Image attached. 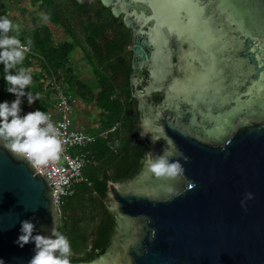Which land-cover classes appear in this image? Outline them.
Returning <instances> with one entry per match:
<instances>
[{
    "label": "water",
    "instance_id": "1",
    "mask_svg": "<svg viewBox=\"0 0 264 264\" xmlns=\"http://www.w3.org/2000/svg\"><path fill=\"white\" fill-rule=\"evenodd\" d=\"M133 29L132 95L157 131L153 155L167 148L183 171L157 175L143 165L132 180L108 182L117 227L103 264H264V0H101ZM146 30V33H144ZM180 54L179 77L164 100L148 96ZM145 63L155 66L146 93ZM168 72V71H167ZM137 75V76H136ZM131 114L135 117L133 105ZM179 153L190 159L184 161ZM251 193L249 198L248 194ZM58 228L50 179L0 144V257L28 264L21 221Z\"/></svg>",
    "mask_w": 264,
    "mask_h": 264
},
{
    "label": "trees",
    "instance_id": "2",
    "mask_svg": "<svg viewBox=\"0 0 264 264\" xmlns=\"http://www.w3.org/2000/svg\"><path fill=\"white\" fill-rule=\"evenodd\" d=\"M36 1L42 6L40 9L43 11L40 12L44 23L28 28V21L9 35H15L25 44L31 41L23 66L31 68L35 61H39L48 86L43 90L41 82L36 85L35 81L40 78L32 72L29 90L33 95L38 93L40 98L29 105L25 96L22 107L27 111L40 108L47 113L52 112L56 108L57 84L73 100H81L91 107L88 110L90 118L97 117L93 121L94 129H97L92 133H103L87 146L72 150L73 154L86 153L91 161L83 170L86 180L74 185L73 192L63 197L59 205L58 229L71 242L72 264L89 263L106 252L117 227V220L106 204L108 182H125L138 175L143 169L142 160L152 146V139L141 135L143 131L135 125L130 112L133 99L130 89L131 51L127 48L129 40L124 24H117V18L110 9L98 0L100 6L93 12L98 21L85 25L83 38L90 47L87 49L74 30L67 26L64 7L57 6L54 0ZM90 1L64 0L80 11H87ZM11 3L10 0H0V16L13 20L16 17ZM103 12L107 14L106 18H103ZM60 28L69 41L56 43L54 30ZM77 52L82 54L81 60L87 61L93 82L84 81L81 77L83 72L78 70L77 73L72 65L71 58ZM3 76L4 66L0 64V101L14 100L16 96L7 91ZM160 98L157 96L156 99Z\"/></svg>",
    "mask_w": 264,
    "mask_h": 264
},
{
    "label": "clouds",
    "instance_id": "3",
    "mask_svg": "<svg viewBox=\"0 0 264 264\" xmlns=\"http://www.w3.org/2000/svg\"><path fill=\"white\" fill-rule=\"evenodd\" d=\"M18 30L19 25L10 17L0 16V64L4 66L3 78L7 82V91L16 96L11 101H0V144L17 159L27 161L33 167L39 168L59 158L63 151V141L49 113L40 108L23 112L22 104L25 96L29 105L34 104L40 97L38 93L33 95L29 90L33 75L30 68L23 66L31 41L25 44L15 35H9ZM257 88H264V82H257ZM157 131L162 132L163 129H149L141 132V135L151 134V139L155 143L163 138L162 136L157 138ZM179 156L183 157L184 161L190 159L184 153H179ZM172 157L173 154L167 148L155 155L153 151H148L142 163L157 175H174L183 171V163L180 159H172ZM251 195L248 194L249 198ZM36 228L34 219H24L21 221L20 235L15 241L20 247L34 242V255L28 264H72L71 242L57 228L55 219L50 233L38 232ZM0 264H6L2 257ZM95 264H103V258Z\"/></svg>",
    "mask_w": 264,
    "mask_h": 264
},
{
    "label": "built area",
    "instance_id": "4",
    "mask_svg": "<svg viewBox=\"0 0 264 264\" xmlns=\"http://www.w3.org/2000/svg\"><path fill=\"white\" fill-rule=\"evenodd\" d=\"M55 85L57 99L56 112L58 116L49 114L61 134L63 151L57 160L50 161L47 165L39 168L35 167V169L38 173L50 179V183L55 190L56 202L60 205L63 197L73 192L74 185L86 180L83 170L91 161L90 156L86 153L73 154L72 150L87 146L94 142L99 135H103V133H88L84 130L74 128L73 118L70 116V113L74 109L76 100H73L61 86ZM23 112L27 113L29 111L23 108Z\"/></svg>",
    "mask_w": 264,
    "mask_h": 264
},
{
    "label": "rangeland",
    "instance_id": "5",
    "mask_svg": "<svg viewBox=\"0 0 264 264\" xmlns=\"http://www.w3.org/2000/svg\"><path fill=\"white\" fill-rule=\"evenodd\" d=\"M57 4V6L64 7L63 11L67 15V26L70 27L72 30H74V33L78 36L79 40H81L82 44L86 46L85 48L90 49L88 46L86 40L83 38L85 31V25L86 24H93L96 21V18L93 14L94 11H97L99 8L98 0H91L87 5V11H80L74 7V5L65 3L64 0H54ZM12 2L10 4L11 9L14 11L15 19L13 21L19 25V27H22L23 24L30 21L29 24H27V27L33 28L42 25L44 22V18L41 16V12L43 11L42 6L36 1V0H10ZM67 4V5H66ZM103 18H106L107 14L103 12L102 14ZM101 22V19H99ZM99 24V23H97ZM64 38L67 40L69 39L67 36H64ZM101 42L99 38H97V43ZM87 44V45H86ZM100 44V43H99ZM129 49V45L127 46ZM71 63L74 66L76 72L78 70H81L82 68L88 67V63L86 60L71 58ZM35 67V63L31 66V68ZM30 68V69H31ZM31 70H35L31 69ZM33 72V71H32ZM78 73V72H77ZM84 75H81L84 81L93 82L92 77H90L89 72L85 70L83 72ZM65 90V89H64ZM74 103V102H73ZM72 103V104H73ZM80 103V106H79ZM82 104L86 105L87 103H84L83 101H77L74 103V109L70 113V116L74 118V128L84 130L88 133L94 132L97 127L92 125L90 119H86L85 115L88 117V113L84 110L85 108L82 107ZM56 105H57V99H56ZM85 107V106H84ZM91 108V107H90ZM89 106H86V109H90ZM90 111V110H89ZM90 113V112H89ZM76 115V116H75ZM92 120H97L96 116H92ZM97 123V122H95Z\"/></svg>",
    "mask_w": 264,
    "mask_h": 264
},
{
    "label": "flooded vegetation",
    "instance_id": "6",
    "mask_svg": "<svg viewBox=\"0 0 264 264\" xmlns=\"http://www.w3.org/2000/svg\"><path fill=\"white\" fill-rule=\"evenodd\" d=\"M102 5L101 0H99ZM99 4V3H98ZM100 6V5H99ZM106 7V6H105ZM112 12V6L107 7ZM116 17V16H115ZM117 18V24L123 23L125 26V33L127 34V38L129 40V50L131 51V67H132V49H133V29L129 28L125 25V13L122 12ZM146 33V30H144ZM179 57L180 54H175L172 56L173 61V68L172 70H169L167 67L165 70L162 71V80L163 83L159 88L153 89L151 92V95L148 96V101L150 103H160L162 100H164L165 93L168 91L170 84L173 82L174 78L179 77ZM155 69V66L151 63H145L142 68V79H138L136 85L139 91L142 93H146L148 88H150L153 85V82L155 80V75L153 74V70ZM168 71V72H167ZM133 71L130 74V80L133 76ZM137 76V75H136ZM131 89V88H130ZM132 95V92H131ZM157 96L161 97L159 100H157ZM133 99L130 101V105L132 103L135 117L133 116V120L136 126H139L143 132L148 131V129L144 126L145 120L149 117L150 112L146 105H142L133 95ZM131 112V111H130ZM149 139H151V134L147 135ZM153 143V141H152Z\"/></svg>",
    "mask_w": 264,
    "mask_h": 264
},
{
    "label": "crops",
    "instance_id": "7",
    "mask_svg": "<svg viewBox=\"0 0 264 264\" xmlns=\"http://www.w3.org/2000/svg\"><path fill=\"white\" fill-rule=\"evenodd\" d=\"M53 27V26H52ZM54 29V28H53ZM65 31L64 30H62L61 28L60 29H55L54 30V39H55V41H56V43H59V42H63V41H69V39H65L64 38V36H65V33H64ZM74 58H76V59H81L82 58V54L81 53H79L78 54V52L77 53H75L74 54ZM35 68V70H31V71H33V72H35V75L36 76H39V78L40 79H38L37 81H35L36 82V85L38 84V83H42L43 84V90H47V86H48V81H46L45 79V77L44 76H42V72H41V66H40V64H39V61H35V67H33V68H31V69H34ZM85 70L86 71H88L87 70V67H86V65H85V67L84 68H82L81 70H79L80 72H85ZM45 78V79H44ZM79 106H80V103H79ZM85 106V107H84ZM82 107L83 108H85L84 110L89 114V112H88V109H86V105H84V104H82ZM56 110H57V105H56V108L52 111V112H49V113H51V114H53V115H55L56 117L58 116V113L56 112ZM76 116V115H75ZM85 118L86 119H90L91 120V122L93 123V120H92V118H90V114L88 115V117L85 115ZM94 124V123H93ZM92 124V125H93ZM73 125H74V118H73ZM94 126V125H93Z\"/></svg>",
    "mask_w": 264,
    "mask_h": 264
}]
</instances>
